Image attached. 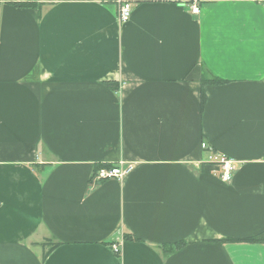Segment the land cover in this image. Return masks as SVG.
Masks as SVG:
<instances>
[{
    "label": "crops",
    "instance_id": "0c3cea01",
    "mask_svg": "<svg viewBox=\"0 0 264 264\" xmlns=\"http://www.w3.org/2000/svg\"><path fill=\"white\" fill-rule=\"evenodd\" d=\"M262 232L264 0H0V264H264Z\"/></svg>",
    "mask_w": 264,
    "mask_h": 264
},
{
    "label": "built area",
    "instance_id": "2783aa9c",
    "mask_svg": "<svg viewBox=\"0 0 264 264\" xmlns=\"http://www.w3.org/2000/svg\"><path fill=\"white\" fill-rule=\"evenodd\" d=\"M191 11L195 14L200 12L198 3L191 5ZM132 13V4L130 2H122L119 8V18L121 21L129 19ZM204 149H210L206 143H202ZM210 162L215 163L220 168V177L223 181L230 182L234 172L237 169V160L230 158L224 154H219L213 151L210 155ZM134 168L133 164L119 165L112 168H102L97 174V178H123L129 174Z\"/></svg>",
    "mask_w": 264,
    "mask_h": 264
},
{
    "label": "trees",
    "instance_id": "16d2710c",
    "mask_svg": "<svg viewBox=\"0 0 264 264\" xmlns=\"http://www.w3.org/2000/svg\"><path fill=\"white\" fill-rule=\"evenodd\" d=\"M223 80L219 79V78H214L213 80H207L205 78H203V84H207V83H213V84H217V83H220L222 82ZM205 101H206V95L204 93H202V105L205 104ZM101 165L98 164L96 165V168H100ZM248 241H253V242H261V243H264V232L260 233V234H257L256 236H252L250 238H247ZM44 245H48L50 246L47 250H45V253H44V258L47 257V255L53 250L55 249L59 243H53L51 240H49V242H45Z\"/></svg>",
    "mask_w": 264,
    "mask_h": 264
}]
</instances>
